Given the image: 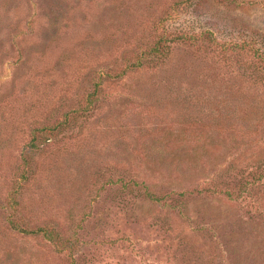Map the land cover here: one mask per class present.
Here are the masks:
<instances>
[{
	"label": "rangeland",
	"instance_id": "1",
	"mask_svg": "<svg viewBox=\"0 0 264 264\" xmlns=\"http://www.w3.org/2000/svg\"><path fill=\"white\" fill-rule=\"evenodd\" d=\"M0 264H264V0H0Z\"/></svg>",
	"mask_w": 264,
	"mask_h": 264
},
{
	"label": "trees",
	"instance_id": "2",
	"mask_svg": "<svg viewBox=\"0 0 264 264\" xmlns=\"http://www.w3.org/2000/svg\"><path fill=\"white\" fill-rule=\"evenodd\" d=\"M36 143H33V146H36L35 145ZM39 230H43L44 231V233L47 235V236H49L50 238H53L54 236H53V234H52V231H48L47 229H45V228H38Z\"/></svg>",
	"mask_w": 264,
	"mask_h": 264
}]
</instances>
